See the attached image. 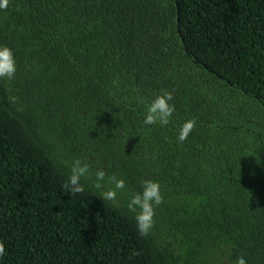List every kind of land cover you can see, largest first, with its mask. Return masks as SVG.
<instances>
[{
	"label": "trees",
	"instance_id": "1",
	"mask_svg": "<svg viewBox=\"0 0 264 264\" xmlns=\"http://www.w3.org/2000/svg\"><path fill=\"white\" fill-rule=\"evenodd\" d=\"M0 44L17 62L0 81V264H264V0H10ZM162 91L170 123L144 125ZM74 158L129 193L159 182L147 237L128 195L62 190Z\"/></svg>",
	"mask_w": 264,
	"mask_h": 264
},
{
	"label": "clouds",
	"instance_id": "2",
	"mask_svg": "<svg viewBox=\"0 0 264 264\" xmlns=\"http://www.w3.org/2000/svg\"><path fill=\"white\" fill-rule=\"evenodd\" d=\"M9 4L10 0H0V10H6ZM16 72L17 62L14 50L5 44H0V81H11ZM17 99L14 95L8 97L11 103L17 105V111H22L23 107L17 103ZM171 100L172 93L169 91H162L157 94L146 106L143 124L147 126L168 125L175 112V106L170 103ZM195 127V119H188L183 122L176 132V141L183 143ZM82 178L92 180V187L97 190L98 197L103 202L117 205L119 193L128 195L127 209L130 213H133L138 235L147 237L150 234L155 223L156 208L164 202L158 181L153 179L142 180L139 183V190L129 193L126 179L122 176L118 174L108 176L105 168L98 162L89 163L87 160L74 158L71 162L67 180L61 186L62 190L70 196L83 194L85 185L81 182ZM5 254V245L0 242V258H3ZM236 264H247V262L241 256L237 258Z\"/></svg>",
	"mask_w": 264,
	"mask_h": 264
}]
</instances>
